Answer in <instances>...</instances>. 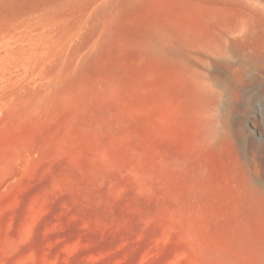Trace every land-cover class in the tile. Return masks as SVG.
I'll return each instance as SVG.
<instances>
[{"label": "rangeland", "instance_id": "rangeland-1", "mask_svg": "<svg viewBox=\"0 0 264 264\" xmlns=\"http://www.w3.org/2000/svg\"><path fill=\"white\" fill-rule=\"evenodd\" d=\"M0 264H264V0H0Z\"/></svg>", "mask_w": 264, "mask_h": 264}, {"label": "bare ground", "instance_id": "bare-ground-1", "mask_svg": "<svg viewBox=\"0 0 264 264\" xmlns=\"http://www.w3.org/2000/svg\"><path fill=\"white\" fill-rule=\"evenodd\" d=\"M243 28H244V27H243ZM243 33H244V32H243ZM243 33H242V34H243ZM256 52H257V51H256ZM259 61H260V60H259ZM245 64H246V63H245Z\"/></svg>", "mask_w": 264, "mask_h": 264}]
</instances>
